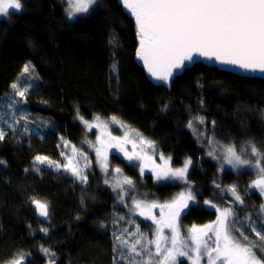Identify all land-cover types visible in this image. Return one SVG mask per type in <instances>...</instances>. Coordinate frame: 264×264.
<instances>
[{"label": "trees", "instance_id": "16d2710c", "mask_svg": "<svg viewBox=\"0 0 264 264\" xmlns=\"http://www.w3.org/2000/svg\"><path fill=\"white\" fill-rule=\"evenodd\" d=\"M22 2V11L0 19V129L6 132L0 140V264L21 252L29 254L27 264H49L42 247L55 253V264H123L113 250L115 230L138 228L152 237V219L133 215L120 202L121 187L105 186L95 168L84 171L88 180L82 183L63 169L35 161L38 155L58 159L64 141L77 146L83 134L79 117H116L170 158L172 169L191 160L187 180L196 203L181 211L182 228L214 222L216 211L203 206L210 201L234 209L238 226L250 217L264 230L259 215L264 198L252 186L255 173L224 168L187 126L189 115L203 117L218 145L249 142L264 149V80L198 63L169 85L152 84L138 64L134 20L118 0H97L74 20L68 19L64 0ZM13 84L28 89L24 98ZM12 99L17 105L10 107ZM110 161L133 181L139 178L116 154ZM142 179L147 190L141 186L140 194L147 198L171 202L182 190L180 184L155 185L150 175ZM128 186L122 188L135 198L137 186ZM231 186L243 204L234 200ZM33 199L47 202V219L36 215ZM244 231L261 243L251 227ZM232 235L243 241L239 231ZM180 258L178 264H185Z\"/></svg>", "mask_w": 264, "mask_h": 264}, {"label": "snow or ice", "instance_id": "6c2138e0", "mask_svg": "<svg viewBox=\"0 0 264 264\" xmlns=\"http://www.w3.org/2000/svg\"><path fill=\"white\" fill-rule=\"evenodd\" d=\"M69 7L65 9L67 17L72 20L79 13H88L89 10L97 4V0H67ZM124 7L135 18L139 47L137 48V58L144 62V66L153 79L157 81L168 82L169 77L173 76V69H182L186 67L185 61L193 62V54L215 59L222 65H234L248 71H259L264 73V0H122ZM22 0H0V17L10 16L13 11L19 12L23 9ZM24 71H29V66L25 65ZM13 90L21 98H24L25 92L20 91L17 84L12 85ZM17 101L12 99L11 106H16ZM165 107H167L165 105ZM20 119H25L21 115ZM82 119V118H81ZM99 122V117L95 118ZM203 123V117L196 118ZM113 123H119L116 117H112ZM89 128L96 125L83 121ZM189 128H194L193 121H189ZM8 127L13 125L9 123ZM27 131V129H25ZM6 132L0 129V140H3ZM139 135V133H137ZM203 135V133H201ZM141 144H147L153 147V143L141 137ZM209 144L213 143L212 138H208ZM66 143V142H65ZM98 143L102 147L96 148L98 157H101L100 164L104 170H107V153L104 141L98 138ZM122 143H127V137L122 141L116 137H110L108 146L120 147ZM218 143V142H217ZM224 149L225 163L232 165L234 168L239 166H253V161L242 158L247 155L250 148L251 156L255 157L254 166L259 169L261 176L253 182V186L258 188L264 195V151L258 148L254 143H249L247 148L237 150L235 146L220 145ZM121 151L124 149L121 147ZM77 150L73 148V153ZM128 160L138 158L136 155H129L124 152ZM214 156V151L209 152ZM163 159V156L161 157ZM170 159V158H169ZM35 161L38 163L47 162L53 165L51 160L44 156H36ZM4 163L0 161V164ZM191 160H186L182 168L170 169L165 166L158 170L154 169L157 179L173 178L183 179ZM56 168L63 167L69 171L77 180L87 183L88 177L83 173L78 161L74 158H68L67 164H55ZM119 173L120 169L117 168ZM143 173V168H141ZM125 184L131 185L133 181L125 178ZM234 200L243 204V199L237 192L235 186L228 189ZM195 195L192 191L181 193L171 203L161 205V220L153 222L158 225L157 239L149 240V244L155 245V253L141 245V241L135 240L131 243L121 236L114 234L116 243L113 245L114 252L120 249L127 251L120 252V259L126 260L127 264H137L133 257H141L142 264H177V258L188 256L191 264H199L201 256L207 257V264H264V256L258 255L256 249L264 252V230L256 226V221H251L250 217L246 218L248 223L238 226V219L235 210L232 208L221 209L210 201H205L211 207L216 208L219 215L212 224L197 228L193 226L190 230V238L194 247L188 245L180 238L177 228V221L181 211L188 207V201L194 200ZM39 216L47 218L49 208L47 202L33 199ZM135 208L142 209L141 215L157 205H145L137 202ZM165 209L167 212L165 213ZM264 217V205H261L260 213ZM160 225L171 229L173 235L171 247L161 250L162 229ZM251 227L257 239L261 241L257 244L251 241L244 229ZM239 231L243 241L232 235L233 231ZM41 232L48 234L47 228H41ZM211 233L215 236V246H209L204 239ZM244 241H247L245 243ZM138 246L139 249H138ZM188 248V251L185 249ZM42 253L49 258V264H55V253L49 248H41ZM145 254L147 260H144ZM26 253H18L7 264H25ZM153 256L161 257L159 260H153ZM114 264L116 261L114 260Z\"/></svg>", "mask_w": 264, "mask_h": 264}, {"label": "rangeland", "instance_id": "374dc122", "mask_svg": "<svg viewBox=\"0 0 264 264\" xmlns=\"http://www.w3.org/2000/svg\"><path fill=\"white\" fill-rule=\"evenodd\" d=\"M64 1L66 3V8H68L69 5H68L67 0H64ZM82 14H84V13L77 14L72 20H74L75 18H77L78 16H80ZM2 18H5V17H0V19H2ZM19 90H20V88H19ZM96 117H99V122L96 121V119H95ZM196 118H197L196 116H191V115H189V117L187 118V125H188V122L190 120L193 121V124H194V128L188 127L189 131L191 132L192 136L194 137V139L198 143L207 144L209 149L211 151H214V156L221 158V161L224 165V166L223 165H221V166H223L226 169H230L232 171H244L247 169L251 170L255 173L253 182L260 178L261 173H260L259 169L254 166V161L256 158L251 156L250 148L248 149L247 155H242V158H247V159L252 160L253 166H243L242 165V166L234 168L232 165L225 163L224 149L222 147H220V145H218L214 141L212 144H209L208 138H211V137L208 134V130H207V129H209L208 123L205 120H203L204 121L203 123H200ZM78 120L80 121L81 125L83 126V134H82V138H81L80 142L77 144V146H75L70 142L64 141V143L61 146L59 158L56 160L48 159V160H51L53 162V165L50 166L47 162H45V164H44L45 166H48L52 169H55L56 168L54 166L55 164H67L68 158H74L75 161H78L80 168L83 170V173H84V171L85 172L91 171V170L93 171V169L95 168L94 170H96L99 177L102 178V180L106 184L105 186H109L110 188L121 187L122 190H119V191H121V193L119 195L120 202L123 205H125L133 215L138 216L142 219H146L147 222L149 220H151L153 217L155 218L156 221H160L161 220V207L160 206L165 205V204H169L172 201L169 202V199L155 200V199L147 198L146 196H142L141 194H144V193L140 191V187L142 186L143 189L147 190V184L142 179V177H144V175L152 176L153 177V183L155 185H158V184L163 185L165 183L182 185V190L178 193L173 194L174 196L179 197V195L181 193H186L188 191H192L190 183L187 180V173H188L190 164L188 165L187 172H186L185 177L183 179L173 178L171 176H169L167 178L157 179L156 175L152 174L151 172L154 173V169L158 170L160 167L165 166L166 162H167V167L170 168V165H169L170 159L168 157H165V156H163V159H162L161 158L162 155H160L157 152L154 145H153V147H149L147 144H141L140 140H141L142 136L137 135V132L135 130H132L126 124H123L121 122L113 123L112 117L103 118V117L97 116V115L92 116L88 120H85L83 118L81 119L79 117ZM82 120L87 121L89 124H94L96 126L89 128L85 125V123L82 122ZM204 125H206L205 126L206 130L202 129V127H204ZM201 133H203V135H201ZM110 137H116V138L121 139L122 141L124 140L125 137H127V143H122L120 147L108 146V141H109ZM98 138H100L101 140L104 141L103 147L106 149V153H107V170H104L101 167V164H100L101 157H98L97 153H96V148L102 147V145L100 143H98ZM228 145L235 146V144L234 145L233 144H224V146H228ZM248 145H249V142H244V143L238 144L235 147L237 148V150L239 152L240 149L247 148ZM121 147L124 149V151L120 150ZM73 148H75L77 150L76 153H73ZM260 149L264 151V149H262V148H260ZM125 151H127L129 155H136L138 158H135L133 160H128L125 157V154H124ZM112 154H116L119 158L123 159V161L128 163L130 167L132 166L137 171L138 174L140 173L139 178L137 180L133 181L121 169H120V172L117 173L116 169L118 168V166L111 165L110 156ZM184 164L182 166H180L179 168H182L184 166ZM34 168L36 169V166H34L32 169L34 170ZM141 168H143V173L141 172ZM179 168H176V169H179ZM60 169H63L65 172H68L70 175H72L69 171H66L63 167H61ZM170 169H172V168H170ZM173 170H175V169L173 168ZM125 178L131 179L134 182L131 184V187L137 186V190L135 191V193H137V194H136L135 198H132V197L129 198V196H128L129 189L125 190L124 188H122L123 186L129 187L128 186L129 184L127 185L123 182ZM253 182H252V186H253ZM253 188L261 194V192L258 188H255L254 186H253ZM261 196L264 198V195L261 194ZM137 202H142L145 205L155 204L157 206L151 207L148 210H144V211H146V214L141 215L140 213H141L142 209H137L134 206ZM203 202H204L203 206H205L208 209L215 210L216 216L219 215L216 208L211 207L209 204H205V201H203ZM195 203H196V199L188 201V204H195ZM166 212H167V209H165V213ZM212 223H210V224H212ZM152 226H153L152 237L148 238V239L146 237H144L139 231H137V230H139L138 228H135L136 230L133 232L131 230H121V229H120V231L115 230V235L121 236L123 239L128 240L130 243L132 241L139 239L141 241V245L144 248L149 249L152 253H155V251H156L155 245L148 243L149 240L155 241L157 239L158 225L153 222V219H152ZM160 228L162 229V233H161L162 236L166 238V239H162L160 241L161 250L163 251L165 248L171 247V239H172L173 233H172L170 228L165 227L163 225H160ZM177 228L179 231L180 238L182 240H184V242L188 245V247L189 248L194 247L192 245V241L190 238V230L192 228H185L184 229L179 225L178 221H177ZM204 239L208 242L209 246H211V247L215 246V236H213L211 233H209L207 236H205ZM139 247L140 246H138V249H139ZM121 251L126 252L127 250L126 249L117 250L116 251L117 259L119 262H121L123 264H127L126 260L120 259V252ZM185 251H188V248H186ZM147 258L148 257L145 254L144 260H147ZM132 259H134L137 262V264H142L141 257H133ZM159 259H161V257L153 256L154 261L159 260ZM179 260L180 261L183 260L185 262V264H191V260L189 259V257L187 255L181 256V258ZM5 264H7V263H5ZM177 264H178V262H177ZM199 264H207V257L202 255L200 258Z\"/></svg>", "mask_w": 264, "mask_h": 264}, {"label": "water", "instance_id": "95a60500", "mask_svg": "<svg viewBox=\"0 0 264 264\" xmlns=\"http://www.w3.org/2000/svg\"><path fill=\"white\" fill-rule=\"evenodd\" d=\"M119 3L122 5V7L124 8L125 11L128 12V14L133 18L134 20V23H135V18L131 15V13L124 7L123 3H122V0H118ZM135 26H136V23H135ZM136 31H137V28H136ZM138 47H139V40H138ZM198 63H201L203 65H206L208 67H211V68H215L219 71H222V72H228V73H232L234 75H237V76H240V77H246V78H256V79H261V80H264V73H261L259 72L258 70L257 71H248V70H245V69H241L237 66H234V65H222L220 63H218L217 61H215V59H207L206 57H203V56H199L198 54H193V62L192 63H189L188 61H185V65L186 67L184 68H191L193 67L195 64H198ZM138 64L139 66L144 70L145 74H146V77L148 78L149 82L152 83V84H157L161 81H157L155 79H153V77L150 75V73L147 71V69L145 68L144 66V62L142 60H138ZM173 69V76L169 77V80L167 83H165L164 81H162L165 85H169L175 78H177L179 75H181L183 69ZM35 212H36V215L45 220L47 218H44V217H41L39 216L34 204H32ZM25 264H27V262L25 261Z\"/></svg>", "mask_w": 264, "mask_h": 264}, {"label": "bare ground", "instance_id": "6f19581e", "mask_svg": "<svg viewBox=\"0 0 264 264\" xmlns=\"http://www.w3.org/2000/svg\"><path fill=\"white\" fill-rule=\"evenodd\" d=\"M213 157V156H212Z\"/></svg>", "mask_w": 264, "mask_h": 264}]
</instances>
